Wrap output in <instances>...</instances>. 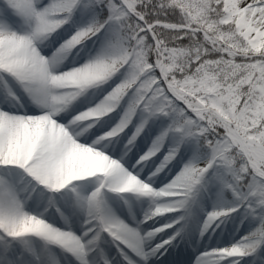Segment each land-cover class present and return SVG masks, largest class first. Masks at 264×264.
<instances>
[{"label":"snow or ice","instance_id":"1","mask_svg":"<svg viewBox=\"0 0 264 264\" xmlns=\"http://www.w3.org/2000/svg\"><path fill=\"white\" fill-rule=\"evenodd\" d=\"M0 264H264V0H0Z\"/></svg>","mask_w":264,"mask_h":264}]
</instances>
